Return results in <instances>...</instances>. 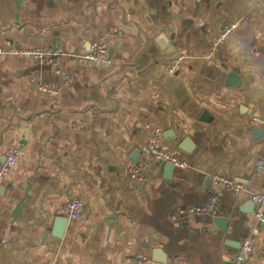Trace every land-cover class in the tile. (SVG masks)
<instances>
[{
  "label": "crops",
  "instance_id": "1",
  "mask_svg": "<svg viewBox=\"0 0 264 264\" xmlns=\"http://www.w3.org/2000/svg\"><path fill=\"white\" fill-rule=\"evenodd\" d=\"M99 42L109 63L76 56ZM0 46L62 51L0 58V165L18 148L0 183V264L230 263L255 224L249 192L264 186V1L0 0ZM154 127L188 166L152 162L134 180ZM214 173L245 190H225L215 216L180 212L206 200ZM72 197L82 215L55 237ZM246 264H264V223Z\"/></svg>",
  "mask_w": 264,
  "mask_h": 264
},
{
  "label": "built area",
  "instance_id": "2",
  "mask_svg": "<svg viewBox=\"0 0 264 264\" xmlns=\"http://www.w3.org/2000/svg\"><path fill=\"white\" fill-rule=\"evenodd\" d=\"M264 1V0H261ZM233 25L225 27L214 39L212 43L211 52L214 53L217 50V46L222 40L230 33ZM14 54L19 56H28L37 60H43L46 57L58 56L62 54V51L49 46H34L24 49L9 50L0 46V58L6 54ZM76 55V54H75ZM81 58L94 61L96 63H109L110 58L107 54V48L104 42H99L91 45L84 53L78 54ZM183 54L172 55L164 64V70L172 73L178 65L183 61ZM37 88L46 94L55 95L59 89L55 86H51L44 83H37ZM254 125H258L259 121L256 117H253L250 121ZM260 125L264 129V120L260 121ZM161 130L158 127H154L151 130L148 142L142 151L141 161L137 164H132L127 168L128 175L138 181H143L144 176L142 168L149 165L152 162H172L173 166L179 168H185L188 166L184 159H181L177 154H171L162 150L159 146V138L161 137ZM18 153L17 145L11 146L9 149L5 161L0 165V183L8 176L9 171L12 169L16 162ZM210 179L214 185L213 191L207 196L206 200L199 205H191L186 208L180 209V212L188 214H206L215 216L218 213L220 206V196L225 190L230 191L234 195H238L245 190V185L231 177L214 173L210 175ZM249 198L253 202V218L255 224L251 228V232L240 243L239 247L232 254L229 264H246L250 257V254L254 246V235L259 230V225L264 223V186L258 192H249ZM83 212V202L80 198L72 197L65 201L60 207V214L67 217V219H79ZM144 262L149 261L148 257L140 255ZM50 264H63L61 261H53Z\"/></svg>",
  "mask_w": 264,
  "mask_h": 264
},
{
  "label": "water",
  "instance_id": "3",
  "mask_svg": "<svg viewBox=\"0 0 264 264\" xmlns=\"http://www.w3.org/2000/svg\"><path fill=\"white\" fill-rule=\"evenodd\" d=\"M231 81H233L232 83H235L237 81L236 74L230 73L227 82L231 83ZM165 167H167L168 169H172L173 168L172 162H165ZM214 221L217 222L220 226H224L223 224L224 220L221 219L220 216L214 217ZM66 224H67V217L63 215L55 216L53 220V226H52V232H51L52 235L60 238L64 232Z\"/></svg>",
  "mask_w": 264,
  "mask_h": 264
}]
</instances>
